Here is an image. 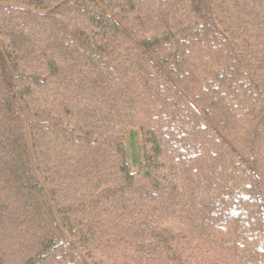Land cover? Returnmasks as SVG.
<instances>
[{"label":"trees","instance_id":"16d2710c","mask_svg":"<svg viewBox=\"0 0 264 264\" xmlns=\"http://www.w3.org/2000/svg\"><path fill=\"white\" fill-rule=\"evenodd\" d=\"M0 264H264V0H0Z\"/></svg>","mask_w":264,"mask_h":264},{"label":"rangeland","instance_id":"374dc122","mask_svg":"<svg viewBox=\"0 0 264 264\" xmlns=\"http://www.w3.org/2000/svg\"><path fill=\"white\" fill-rule=\"evenodd\" d=\"M18 105H19L21 115H22L24 125H25V138H26L28 157H29V160H31L32 166H35V156L32 152L30 141H29L27 123L31 120H44V121H48V122H55L56 119L50 118V117H43V116L37 117V116L31 115L26 110L24 103L20 99H18ZM124 146H125V150H126V154H127L126 155L127 156V162L130 165V170L135 171L137 169L138 162L142 159V149H141L140 137L138 135H135L133 137H128L124 141ZM133 154L135 155L134 157H133ZM134 159H136L138 161V162L136 161L137 164H135V165H134ZM40 182L47 191V186L43 182L42 179L40 180Z\"/></svg>","mask_w":264,"mask_h":264}]
</instances>
